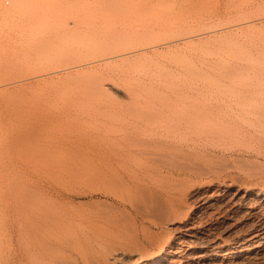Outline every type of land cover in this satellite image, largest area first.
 <instances>
[{
    "label": "rangeland",
    "instance_id": "obj_1",
    "mask_svg": "<svg viewBox=\"0 0 264 264\" xmlns=\"http://www.w3.org/2000/svg\"><path fill=\"white\" fill-rule=\"evenodd\" d=\"M241 106L264 121V0H0V264L50 225L48 262L264 264V184L188 151Z\"/></svg>",
    "mask_w": 264,
    "mask_h": 264
},
{
    "label": "bare ground",
    "instance_id": "obj_2",
    "mask_svg": "<svg viewBox=\"0 0 264 264\" xmlns=\"http://www.w3.org/2000/svg\"><path fill=\"white\" fill-rule=\"evenodd\" d=\"M100 1V0H99ZM108 1V0H107ZM96 2V1H95ZM104 2V1H103ZM105 3V2H104ZM109 3V2H108ZM107 3V4H108ZM94 4H96V3H94ZM93 4V5H94ZM97 4H99L98 2H97ZM103 4V3H102ZM106 4V3H105ZM101 5V4H100ZM104 5V4H103ZM112 4H110L109 6L108 5H105V6H108V8L110 9V7L112 8V6H111ZM102 6V5H101ZM117 6H118V4H117ZM95 7V6H94ZM97 7V6H96ZM99 7V6H98ZM119 7V6H118ZM118 7H113L112 8V12L111 13H109V11L110 10H107L108 12H107V15H104V14H100V16H98V14L103 10L104 11V8H99L100 9V12L99 13H97L96 14V11H98V10H96V8H95V14H94V16H93V14H92V11H94V10H92L91 12L89 11V13H91L92 14V16L94 17V18H92L91 16H90V14H89V16H90V20L92 21V22H94V23H102L103 21L104 22H106L107 23V21H108V23H110V21L111 20H109V19H112L113 21H114V23H115V20L116 19H118V20H122L123 18H125V19H129V17H124V14L123 13H126V11L125 12H123V11H118L119 10V8ZM106 8V7H105ZM114 8H118V10H116V9H114ZM102 9V10H101ZM113 9L114 10H116V11H114V13H113ZM118 11V12H117ZM84 12H86V11H84ZM105 12V11H104ZM123 12V13H122ZM103 13V12H102ZM88 14V13H87ZM86 14V15H87ZM110 14H112V15H110ZM85 15V14H84ZM85 15V16H86ZM96 15V16H95ZM121 15V16H120ZM128 15V13L126 14V16ZM81 16H82V14H81ZM105 16H106V18H105ZM115 16H118V18L117 17H115ZM79 17H80V15L78 16V21H76V22H79ZM83 17V16H82ZM81 17V18H82ZM101 17V18H100ZM88 18V15L86 16V18H85V20ZM103 18V19H102ZM120 18H122V19H120ZM88 19V21L87 22H89L90 23V20ZM102 19V20H101ZM107 19V21H105ZM81 20V19H80ZM100 20V22H98ZM124 20V19H123ZM82 22V21H81ZM85 22V21H84ZM92 22H91V26H92ZM118 22V21H117ZM97 23H96V25H97ZM124 23V22H123ZM94 25V24H93ZM99 25V24H98ZM103 25H106V24H103ZM203 35V34H202ZM198 36V35H197ZM108 47H110V46H108ZM113 47H110L109 49H112ZM115 52V51H114ZM118 52V51H117ZM110 53H112V52H110ZM119 53V52H118ZM122 55H123V53H121ZM120 54V55H121ZM114 55H118L116 52H115V54ZM228 107V106H227ZM231 107V106H230ZM243 106H241V108H242ZM202 109H203V107H201ZM210 108H212V107H210ZM209 108V109H210ZM232 108V107H231ZM194 109V108H193ZM196 109V108H195ZM199 109V108H198ZM198 109H196V111L197 112H199L198 111ZM201 109V110H202ZM208 109V107H207V109L206 110H209ZM212 109H214V107L212 108ZM211 109V112L213 111ZM226 109V108H225ZM228 109V108H227ZM233 109V108H232ZM215 110V109H214ZM231 110V109H230ZM185 111V110H184ZM188 111V110H187ZM217 111V110H216ZM218 111L220 112V113H222V112H224V111H220L219 109H218ZM228 111H229V109H228ZM255 111V110H254ZM183 112V111H182ZM190 112V111H189ZM194 112V111H193ZM196 112V113H197ZM201 112V111H200ZM203 112H206L205 110L203 111ZM214 113H215V111H213ZM212 112V113H213ZM219 112H217L218 114H219ZM231 112H233L232 113V118H231V124L229 123H227L228 125H229V128H227V127H223L222 129L224 130V133H221L219 130L220 129H218V131H216V130H211V131H213L214 133H215V131L216 132H220L219 134L218 133H215L213 136H215V135H217L218 134V136H217V139L215 138V137H213V136H211L210 137V135H207V136H209V137H206V135L203 137L202 135L199 137V139H192V141L191 142H189V147L191 148H188L189 150V152H190V150H192L193 152H200V154H204L205 156H210L211 158L212 157H220L222 160H224L223 158H225L226 159V157H227V159H228V161H230V163L231 162H233V163H231L233 166H231L232 167V171H235L236 173H238V174H235L236 176H244V177H246V178H248L249 180H251L250 182H253L255 185H260V184H264V173L262 172V171H255V170H257L256 168H257V165H260L263 161H262V159H264V154H263V148H264V121L263 120H257V119H254L253 117H251L252 116V112H251V110L249 109V108H242V109H239V110H236L235 109V111H231ZM186 113V112H185ZM207 113H209V112H206V115H208ZM213 113V114H214ZM250 113H251V115H250ZM182 114V113H181ZM188 114V113H187ZM190 114V116L189 115H187V117H189V119H187V117H186V115L185 116H182V119H184V121H185V123L188 121V123H189V121H190V117L192 116V115H194V114H191V113H189ZM198 114V113H197ZM205 114V113H204ZM203 114V115H204ZM213 114H212V117H213ZM256 114V113H255ZM184 115V114H183ZM199 115H200V113H199ZM224 115H225V112H224ZM231 115V114H230ZM254 115V114H253ZM209 116V115H208ZM216 117H220V116H217V115H215ZM225 116H227V113H226V115ZM184 117V118H183ZM193 117V116H192ZM199 116L197 115V118H198ZM203 117V116H202ZM207 117V116H206ZM230 116H228V118H229ZM195 118V117H194ZM204 118V117H203ZM221 118H223V116L221 117ZM226 118V117H225ZM224 118V119H225ZM181 119V120H182ZM198 119H201V117H199ZM197 119V120H198ZM226 120V119H225ZM194 121V120H193ZM230 121V120H229ZM229 121H227V122H229ZM182 122V121H181ZM185 124H183V125H181L182 127L181 128H187V131H189V128L188 127H183ZM188 124H186L185 126H187ZM225 126H226V122H225V124H224ZM227 125V126H228ZM225 128V129H224ZM226 128L227 129H229L228 131L226 130ZM183 129L181 130V132L183 131ZM186 130V129H185ZM184 130V131H185ZM225 130H226V132H225ZM211 131H208V132H206V134H209V133H211ZM222 131V130H221ZM184 133V132H183ZM213 134V133H212ZM219 135H220V137H219ZM219 137V138H218ZM187 140V139H186ZM163 141V140H162ZM188 141H190V140H187V142ZM256 141H258L259 142V145H257L255 142ZM158 142V141H157ZM157 142H154V143H157ZM160 143V142H159ZM158 143V144H159ZM168 143V142H167ZM147 144V143H146ZM150 146H153L152 145V143H148ZM147 144V145H148ZM158 144H156V147H157V145ZM188 144V143H187ZM162 145V144H161ZM163 146H166V145H163ZM187 146V147H188ZM142 147V146H141ZM143 147H145V146H143ZM148 147V146H147ZM155 146H154V148H156ZM146 148V147H145ZM150 148V147H149ZM151 148H153V147H151ZM158 148V147H157ZM159 148H160V145H159ZM163 148V147H162ZM165 148V147H164ZM165 150V149H164ZM145 151V150H144ZM143 151V152H144ZM146 151H149V150H146ZM153 151V150H152ZM181 151H183V150H181ZM185 151V150H184ZM187 151V152H188ZM129 152V151H128ZM142 151H141V153H143ZM162 152V151H161ZM188 152V153H189ZM192 152V153H193ZM140 153V152H139ZM147 153V152H146ZM145 153V154H146ZM151 153V152H150ZM154 153V152H153ZM152 153V154H153ZM158 153H160V152H158ZM191 153V152H190ZM190 153L188 154V155H190ZM191 153V156H194L195 155V153H194V155ZM133 153H131L130 155H132ZM149 154V153H148ZM156 153H154V155H155ZM163 154V153H162ZM165 154V153H164ZM140 155V154H139ZM142 155V154H141ZM158 155V154H157ZM197 155V154H196ZM203 155V156H204ZM151 156H153V155H151ZM150 156V157H151ZM156 156V155H155ZM160 156H163L164 157V155H160ZM167 156V155H166ZM173 156V155H172ZM171 156V157H172ZM174 156H175V154H174ZM173 156V157H174ZM204 156V157H205ZM149 157V158H150ZM157 157V156H156ZM143 158V157H142ZM154 158V156L152 157V158H150V159H153ZM169 158V157H168ZM180 157L179 156H177V158H175L174 157V159H176V160H174V161H177L178 159H179ZM156 159V158H155ZM154 159V160H155ZM173 159V158H172ZM140 160V159H139ZM158 160H160V159H158ZM157 160V161H158ZM170 160V159H169ZM156 161V162H157ZM165 161L166 162H164V160L163 161H161V162H164V163H166V164H164V165H169V166H171V167H173V169L174 168H176V167H178V168H180V169H185L184 167H185V165H181V159H180V161H179V163H180V166L179 165H177L176 163H178V161L177 162H173L172 163V161L173 160H171V161H167L166 159H165ZM141 162V161H140ZM139 162V163H140ZM160 162V161H159ZM146 164V163H145ZM144 164V165H145ZM143 165V164H142ZM155 165H156V163H155ZM262 165V164H261ZM148 166V164L146 165V167ZM157 166V165H156ZM184 166V167H183ZM143 167V166H142ZM151 167H152V165H150V169H151ZM167 167V166H166ZM194 167V165L191 167V168H187V166H186V168L188 169V171H190V173H196L197 174V172L199 171H194V169L195 168H193ZM231 167H230V169H231ZM148 169V168H147ZM146 169V170H147ZM165 169V168H164ZM207 169V168H206ZM205 169V170H206ZM152 170H153V168H152ZM151 170V171H152ZM157 170V169H156ZM175 170V169H174ZM204 170V171H205ZM209 170V169H208ZM207 170V171H208ZM179 171H181V170H179ZM183 171V170H182ZM185 171V170H184ZM216 171H217V169H216ZM216 171H214V172H216ZM218 171H219V169H218ZM209 172H207L206 174H208ZM146 174H147V172H146ZM210 174V173H209ZM234 175V176H235ZM235 176V177H236ZM231 178H233L232 177V175L230 176ZM234 177V178H235ZM233 178V179H234ZM237 178H239V177H237ZM236 178V179H237ZM235 179V180H236ZM247 179V180H248ZM236 181H239L238 179L236 180ZM235 181V182H236ZM232 182H234V181H232ZM252 184V183H251ZM253 185V184H252ZM255 185L252 187L251 185H250V187L248 186V189H249V191H251V192H254V191H259V193H260V191L261 192H263L262 190H261V187L263 186H259L258 188H256L255 187ZM255 187V188H254ZM262 188H264V187H262ZM248 189H246V190H248ZM251 194V193H250ZM256 194H257V192H256ZM262 194H264V193H262ZM244 195V194H243ZM261 195V194H260ZM263 196V195H262ZM248 198V197H247ZM48 218V217H47ZM48 219H50V218H48ZM42 220V219H41ZM41 220H39L40 222H41ZM39 221H37L38 223H39ZM44 221H45V219H44ZM52 221V220H51ZM56 221V220H55ZM43 222V221H42ZM41 222V223H42ZM45 222H47V221H45ZM37 223V224H38ZM41 223L40 224H38V225H41ZM54 223H58V221H56V222H54ZM34 224V223H33ZM43 224H45V223H43ZM53 224V223H52ZM62 224V223H61ZM35 225V224H34ZM45 225H48L47 223L45 224ZM50 225V224H49ZM48 225V226H49ZM58 225V224H57ZM50 226H52V225H50ZM50 226H49V229H50ZM60 226H62V225H60ZM60 226H58V227H60ZM36 227V226H35ZM43 226H41L40 228H42ZM54 227V226H53ZM31 228V227H30ZM34 228V227H33ZM33 228H31L30 230H29V232H27V234H19L16 238L15 237H12L11 238V240H15V239H17L18 240V242H19V246H18V249H23V253H24V251H25V254H26V256H27V259H28V263L29 264H36L37 262H36V260L38 261L39 260V264H41L42 262V260H46L47 259V255H48V253L46 252V251H48V250H53V253H54V250H59V251H63V249L62 250H60L61 249V247L63 248V247H65L66 249H68V247H70V245L72 246V243H71V241L70 240H68V237H67V235H66V233H64L65 231H62V233H64L65 235H66V237H65V235L63 234V237H62V233L60 234V233H58L59 232V230L60 229H58V228H56V229H58V231L57 232H55V228L52 230V228L50 229V231H49V229H44L45 230V232H40V230H38V229H36L35 230V228L33 229ZM37 228V227H36ZM44 228V227H43ZM46 228V227H45ZM38 230V231H37ZM42 230V229H41ZM64 239H66V241L64 240ZM69 241H70V243H69ZM14 242V241H13ZM22 242H24V244H22ZM65 242H68V244L67 243H65ZM17 243V242H16ZM0 245H1V243H0ZM23 246H25V247H23ZM14 247V246H13ZM57 248V249H56ZM70 249V248H69ZM45 250V252H46V256H45V258L46 259H43L42 257H41V253H44L43 251ZM51 250V251H52ZM57 250V251H58ZM21 251V250H20ZM33 251L37 254V252H38V256L36 255V254H33ZM37 251V252H36ZM22 252V251H21ZM30 253H32L31 255H30ZM52 252H50L49 253V255L51 254ZM63 254H65V253H63ZM62 254V255H63ZM80 254H82V252H80ZM32 255H34V256H32ZM45 254H43V256H44ZM53 255V254H52ZM50 256L49 258H56V257H53V256H55V255H53V256ZM59 255H61V254H59ZM110 255H112L111 253H110ZM35 256H37V257H35ZM63 256H65L66 257V254L65 255H63ZM67 256H70V255H67ZM37 258V259H36ZM48 258V259H49ZM70 258H71V256H70ZM70 258H68V257H66V262H64L63 260H64V257H62V259L59 257V259H60V261L62 260V262H60V261H58V262H56L57 260H58V257L55 259L56 261L54 262V259H52L53 260V262L52 261H50V262H48L49 260L47 259L46 261H43V264L44 263H48V264H66V263H68V261L70 260ZM73 259H71L69 262L71 263V261H72ZM153 261V260H152ZM152 261H150V262H152ZM36 262V263H35ZM64 262V263H63ZM149 262V261H148ZM155 262V261H154ZM69 263V264H70ZM147 264V263H146ZM149 264V263H148Z\"/></svg>",
    "mask_w": 264,
    "mask_h": 264
}]
</instances>
